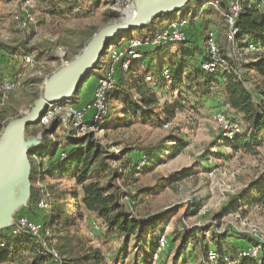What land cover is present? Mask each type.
Returning a JSON list of instances; mask_svg holds the SVG:
<instances>
[{
  "label": "trees",
  "instance_id": "16d2710c",
  "mask_svg": "<svg viewBox=\"0 0 264 264\" xmlns=\"http://www.w3.org/2000/svg\"><path fill=\"white\" fill-rule=\"evenodd\" d=\"M2 1L0 0V3ZM197 1L189 0L180 10L182 13L179 17L188 16L190 20L186 29V40L155 48L178 45L179 49H176L175 54L180 52V57L177 62L159 69L152 63L155 55L150 57L141 52V57L133 61L128 70L120 69L117 72L115 88L110 95L114 94L116 99L120 100L124 126H130L140 119L161 127L170 124L182 109L180 102H161V99L168 94L165 90L167 87L171 92L181 90L180 96L190 95L198 102L207 100L214 93V88L218 87L225 95L224 105L239 116V120L235 117L230 118V121L238 123L239 132L232 139L221 136L225 147L233 153L256 154V151L264 145V0H255L254 7L243 10L236 23L239 48L242 50L246 48L248 41L255 44L258 51L251 53L255 54V60L249 63H237L235 60L238 58L230 60L224 56L227 69L218 70L216 73H208L201 69V64L208 57L205 45L207 31L208 29L218 31L215 23H205L204 17L223 16L214 9L204 7L209 0H205L204 5L201 0L198 3ZM49 4L46 9L49 15L66 18L71 15L93 14L96 7L113 5L114 1L50 0ZM219 7L221 11H226L228 7L226 0H221ZM178 13L161 15L146 27L125 31L111 38L103 48L94 69L77 93L71 97L75 100L76 107L82 108L90 102L83 104L80 90L93 77L96 78L94 83L97 84V80L101 77L98 72L105 66L103 59L107 55L109 46L117 43L119 38H127L126 41L131 39L133 32H136L140 39L153 38L164 28V19L175 18ZM102 15L110 14L108 11L103 12ZM225 28L227 30L226 24ZM202 41L205 46L202 45ZM34 50V48H25L24 45L10 48L0 44L2 57L18 55L27 59L29 53ZM149 50L152 49H147ZM140 61H145L142 75L136 78L128 77L134 64ZM245 70H253L260 78L259 84L253 90L246 87ZM241 72H244V75ZM147 77L150 81H146ZM167 80L170 81L168 86ZM106 117L107 115L104 119ZM102 123L103 121L96 124V128L100 129ZM4 126L5 124H2L0 128L3 129ZM38 126H40L39 122L26 127L25 137L30 136V129H36ZM56 128H59V125L55 121L48 128L40 126L41 142L28 148V159L36 160L37 156L41 161H29V196L25 209L17 215L41 222L44 228L49 230L50 235L37 238L25 233L13 234L9 228L0 230V264H107L99 249L84 248L85 242L75 220L82 221L84 213L100 221L105 227L104 234L108 239L122 237V249L116 252V260H119V257L125 259L126 248L133 244L134 260L137 264L159 263L161 253L171 247V249L175 247L172 264H257L259 261L261 264L264 263V247L259 256L253 258L244 255L246 250L240 244L232 242V239H235L248 246L256 244L247 234L212 231L207 238L206 233L209 230L198 226L188 228L182 225L166 241L165 249L158 253L161 234L157 233V227L165 214L146 219L138 218L125 206L124 201L128 198L135 201L142 190L136 195H130L116 185V180L122 179V174L117 169H113L110 163L113 160L119 161L120 156L107 154L108 152L103 151L100 146H96L91 141L85 142L86 139L82 137L76 138L70 131L68 132L72 136H69V142L60 147L52 140ZM172 141L176 147V154L185 148V142L181 138H172ZM130 152L131 150L124 149L120 154L125 156ZM152 155L153 151H149L148 154L140 152L135 156L136 160L132 156L133 164L129 166L131 171L128 163L125 169L129 171L130 176L139 172V169L146 167L148 158ZM141 156L146 158V164L138 168ZM62 173L72 175L76 186L80 189L79 192L58 191L54 186H40L44 176L53 177ZM234 199L230 210L220 211L214 215V219H220L231 212L236 213L243 208L264 207V172L248 190ZM41 202L46 205L45 209L39 208ZM197 209L196 206L195 211ZM75 211L76 218H73ZM192 211L194 210L189 212ZM209 252L215 254L214 261L208 259ZM155 254H158L156 261Z\"/></svg>",
  "mask_w": 264,
  "mask_h": 264
},
{
  "label": "rangeland",
  "instance_id": "374dc122",
  "mask_svg": "<svg viewBox=\"0 0 264 264\" xmlns=\"http://www.w3.org/2000/svg\"><path fill=\"white\" fill-rule=\"evenodd\" d=\"M113 1V5L96 7L93 14L71 15L66 18L52 17L46 12L50 0H3L0 3V44L10 48H19L24 45L25 48L35 49L29 53L27 59L18 55L7 56L6 53V56H0L2 70L0 83L9 86L8 90L0 92V125L6 126L25 116L42 96L45 84L55 74L79 56L99 31L128 19L139 4L136 0ZM201 1L204 5L205 0ZM25 9L31 14L32 21L26 28L21 29L14 21V17L21 15ZM108 11L110 15H102L103 12ZM181 13L179 12L177 17ZM172 19L165 18L163 24ZM223 19L219 15L204 17L205 23L214 22L218 29L217 39L222 55L225 53L226 33ZM131 37L140 38L136 32H133ZM126 39L119 38L117 43L108 47L107 55L103 59L105 66L98 74L103 75L113 52H122L121 45L125 44ZM202 45L205 46L203 41ZM176 49H179L178 45L154 48L149 50L150 52L144 50L142 53L150 57L155 55L152 63L155 67L162 69L168 64L177 62L180 52L176 55ZM255 58V54L240 51L235 62L249 63ZM1 62H3L2 65ZM144 62L135 63L128 77L136 78L142 75L145 68ZM241 74L244 75V72ZM245 79L246 87L250 90L255 89L260 82V78L253 70H245ZM92 82L94 83L93 80ZM169 82L167 80L166 85H169ZM165 90L168 94L161 99V102L177 101L182 107L170 124L158 127L138 119L130 126H124L122 105L120 100L112 94L107 100V117L102 120L101 128L82 137L86 139L85 142L91 141L96 146H100L103 151L108 152L107 154L120 156L119 161L113 160L110 164L113 169H117L122 174V179L116 180V185L121 187V190L129 192L130 195H136L139 190H142L135 201L129 198L124 201L125 206L138 218L146 219L165 214L157 227V233L161 234L165 242L182 225L188 228L198 226L208 229L207 238L212 231L246 234L253 228L264 234V207L261 206L243 208L236 213L231 212L220 219H214V215L220 211L230 210L234 198L248 190L264 172V145L256 151V154L233 153L225 147L221 137L224 133L213 122L212 115L220 113L229 120L234 117L239 120V116L224 105L225 95L220 88L215 87L214 93L203 102L196 101L190 95L180 96L181 90L171 92L169 87ZM86 119L88 120V116ZM2 130L0 128V133ZM39 130L40 126L30 129V136L24 135V140L33 141L34 146L39 145L41 142ZM68 131L62 127L56 128L52 140L60 147L65 146L73 133ZM172 138H181L185 142V148L178 154L175 153L176 147ZM124 149H129L131 152L122 156L120 152ZM149 151H153V155L148 158L146 167L130 176L125 167L127 163L128 167L132 166V156L136 160L135 156L138 153L148 154ZM31 160L41 161L37 156L36 160L33 158ZM23 186H19L17 196L20 204L14 211L13 218L27 205V200L25 204H23L24 200H21L25 196ZM40 186H54L55 190L67 192L80 190L70 173L57 174L53 177L46 175ZM194 206H197V211ZM191 210L194 211L189 212ZM73 218H76V211ZM75 220L83 236L82 240L85 242L84 248L99 249L107 264H137L134 260L133 244L126 248L125 259L122 260L119 257V260H116V252L122 249L121 236L108 239L104 234L105 227L87 213H84L82 221ZM95 223L100 227L98 232L92 229ZM232 242L240 244L246 251L249 248L241 241L232 239ZM171 248L168 250L166 248L165 252L161 253L159 263L150 264H172L175 247ZM257 264H261V261Z\"/></svg>",
  "mask_w": 264,
  "mask_h": 264
},
{
  "label": "built area",
  "instance_id": "2783aa9c",
  "mask_svg": "<svg viewBox=\"0 0 264 264\" xmlns=\"http://www.w3.org/2000/svg\"><path fill=\"white\" fill-rule=\"evenodd\" d=\"M221 0H209L205 4V8H211L219 12L223 17L227 27L225 33V53L222 55L219 47L218 34L214 29H208L206 37L207 60L201 64V69L208 73H216L218 70H226L227 57L230 60L238 58L240 51L254 53L257 50L255 44L247 42L246 48L243 50L239 48L237 41L236 23L240 14L245 9L254 7L255 0H232L227 1L228 5L226 11H221L219 5ZM14 21L17 26L24 29L32 21V16L28 10H23L21 15L15 16ZM189 17H175L171 21L164 24V28L153 38L140 39L132 37L125 41L122 46V52H113L110 57V63L105 68L103 75L97 80L96 87L92 94V99L88 104L82 108L76 107L75 100H68L59 105H49L45 113L39 119V125L48 128L53 125L55 121L59 127L73 132L76 138L83 137L87 134L94 133L97 128L96 124L101 122L107 115V100L109 95L113 92L116 84L117 72L121 70H128L133 61L141 57V52L147 49L158 48L167 44L180 43L186 40V29L189 26ZM114 49V48H113ZM238 77L239 74H238ZM146 81H150L147 77ZM9 89L7 84L0 83V92ZM89 113L88 120L86 119ZM213 122L220 128L223 135L228 139H232L236 133L239 132V125L236 122L230 121L226 116L215 113L212 115ZM89 122V123H88ZM146 164V158L141 156L139 158L138 168H142ZM39 208L45 209L46 205L41 202ZM6 228L11 229L13 234L25 233L33 237L40 238L42 235L49 236L50 232L44 228V225L38 221H31L25 217L16 216L12 218ZM93 231L99 230V226L95 223ZM243 233V232H242ZM245 234V233H244ZM256 244L250 245L244 255L257 258L264 247V234L258 232L256 228L251 229L249 233ZM166 247V242L163 237L158 241V253L162 252ZM158 258V254L154 255V260ZM208 259L215 260V254L209 252Z\"/></svg>",
  "mask_w": 264,
  "mask_h": 264
},
{
  "label": "water",
  "instance_id": "95a60500",
  "mask_svg": "<svg viewBox=\"0 0 264 264\" xmlns=\"http://www.w3.org/2000/svg\"><path fill=\"white\" fill-rule=\"evenodd\" d=\"M188 1L145 0L137 4L128 19L99 31L83 52L64 68L67 72L55 84H51V80L47 82L42 96L25 116L3 128L0 133V230L8 226L20 204L17 196L20 185L25 186L23 204L29 196L30 162L27 151L31 145L34 146V142L24 140L25 128L37 124L49 105H59L77 93L111 38L125 31L146 27L161 15L178 13Z\"/></svg>",
  "mask_w": 264,
  "mask_h": 264
},
{
  "label": "crops",
  "instance_id": "0c3cea01",
  "mask_svg": "<svg viewBox=\"0 0 264 264\" xmlns=\"http://www.w3.org/2000/svg\"><path fill=\"white\" fill-rule=\"evenodd\" d=\"M3 64V62H1V65ZM0 71H2L0 69ZM92 80L94 81V78H91L85 85L84 87L80 90V97H82V102L87 103L88 101H90L92 99V94H93V88H94V83L92 82ZM87 116L89 117V113L87 114ZM248 246V245H247Z\"/></svg>",
  "mask_w": 264,
  "mask_h": 264
},
{
  "label": "bare ground",
  "instance_id": "6f19581e",
  "mask_svg": "<svg viewBox=\"0 0 264 264\" xmlns=\"http://www.w3.org/2000/svg\"><path fill=\"white\" fill-rule=\"evenodd\" d=\"M142 1H145V0H136V3H140ZM67 72V69H62L61 71H59L57 74H55L52 78H51V81L50 83L51 84H55L65 73ZM22 184V183H21ZM25 187V186H24ZM7 189V188H6ZM24 194H25V191H24ZM25 196L21 199V200H24ZM19 209V208H18ZM16 211V210H15Z\"/></svg>",
  "mask_w": 264,
  "mask_h": 264
}]
</instances>
